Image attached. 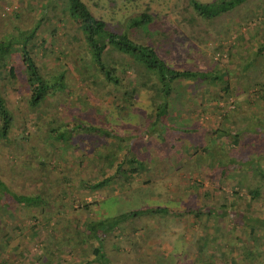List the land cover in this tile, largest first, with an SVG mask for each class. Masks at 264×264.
I'll return each instance as SVG.
<instances>
[{
    "label": "rangeland",
    "instance_id": "obj_1",
    "mask_svg": "<svg viewBox=\"0 0 264 264\" xmlns=\"http://www.w3.org/2000/svg\"><path fill=\"white\" fill-rule=\"evenodd\" d=\"M81 1L92 14L119 32L129 18L146 12L150 22L131 33V38L155 45L158 55L173 68L225 73L229 91L223 92L220 83L179 81L172 84L174 91L168 99L167 117L160 116L156 122L157 95L151 85L142 87L137 79L135 92L130 97L123 95L125 89L129 91L133 86L134 80L130 79L136 76L135 66L123 75L117 71L122 77L118 89L104 84L102 77L95 73L86 48L71 37V34L77 37L78 30L63 14L66 0H0V12L3 9L11 13V16L0 15V38L15 35L17 27L30 26L40 13L49 18L37 30L38 37L45 39L46 44L38 48L35 63L40 74L49 80L62 71L66 84L64 92L51 94L41 109L34 112L27 104L29 90L19 60L13 57L9 62L14 68V78L9 77L7 70L2 73L0 90L12 114L13 125L8 139L0 141V179L10 191L25 194L49 189L52 183L48 197L50 205H55L40 213L36 209L19 208L8 199L13 206L4 217L8 221L6 234H10L6 248L13 249L20 237L33 239L36 242L33 261L58 264L68 259V247L63 252L57 251L60 256L55 258L52 255L57 250L54 238L27 230L34 218L37 222H46L43 219L46 218L48 224L56 219L64 222L76 214L94 220L144 207H165L166 212L129 218L121 224L125 235L118 234L117 230L107 232L103 246L110 260L119 264H140L142 259L143 263L195 264L198 253L205 250L198 249L196 244L201 232L226 235L236 245L249 239L264 243V232L253 231L247 235L244 224H232L229 218L235 217L231 214L225 217L226 227H221L217 217L201 214L197 219L190 212L222 204L228 207L232 203L235 211L264 219V202L251 201L246 192L255 184L256 173L246 171V166H235L228 167L221 178L214 168L216 159L222 160L228 155L234 156L237 162L243 159L248 155L249 146L255 143L252 150L256 154L264 151V137L252 133L248 146L240 147L239 152L229 149L230 137L222 138L218 132L216 138L210 133L214 127L221 126L241 131L243 116L250 119L246 126H251L256 117L264 124L261 110L264 102L257 100V91L264 92V55H252L253 47L264 40V0L249 1L211 20L193 13L188 0ZM248 61L252 65L243 74ZM247 76L257 77L260 82L250 85L246 82ZM223 114L230 121L223 120ZM80 119L112 130L115 136L76 132L69 144L52 143L54 151H50L51 140H45V127ZM181 128L186 132L179 131ZM157 133L162 137L156 136ZM127 148L129 154L144 163V168L133 174L130 181L120 179L117 185L113 182L100 189L83 185L85 178L91 185L107 164L118 159ZM104 154L109 155V160ZM41 161L44 165L38 164ZM19 171L22 175L16 173ZM84 201L88 202L86 209L82 206ZM13 215L17 220H13ZM13 226L19 229L9 232ZM132 226L136 231L131 230ZM63 231L69 233L61 228L59 236ZM239 231L242 234L237 238L235 233ZM59 238L66 242L62 236ZM116 245L122 250L116 251ZM257 248L263 257L255 258L253 264L264 261V246ZM74 259L72 256L67 263Z\"/></svg>",
    "mask_w": 264,
    "mask_h": 264
},
{
    "label": "trees",
    "instance_id": "obj_2",
    "mask_svg": "<svg viewBox=\"0 0 264 264\" xmlns=\"http://www.w3.org/2000/svg\"><path fill=\"white\" fill-rule=\"evenodd\" d=\"M249 1L252 0H210L206 2L188 0V4L191 7L192 12L198 17L211 20L222 14L230 13ZM62 11L64 16L67 17L78 30L77 37H75L74 34H71L72 39H78L81 45L86 48L89 61L95 68V73L102 77L104 84L112 85L113 89L121 88L122 77L117 74V71L119 74L123 75L126 70L131 69V66H135V72L133 74L136 73V76L134 78V75H132L130 79L134 80V82L131 81L133 86L129 91L125 89L123 95L130 97L135 92V80L137 79L142 87L147 85L152 86L157 95L155 111H157L158 116L156 122H158L160 116H164V118L167 117L168 99L171 91H174L172 84H177L179 81L202 82L210 85L220 83L223 92L229 91L228 79H226L227 75L225 73H210L191 69L173 68L167 65L158 55L155 45H146L131 38L129 36L131 33H135L150 22V16L146 12H141L136 16L129 18L125 27L119 32L108 22L104 21L103 18L96 17L92 14L81 0H66L65 6L62 7ZM6 14L11 16L10 12H4L2 9L0 15L5 16ZM48 19L49 18L44 13H40L30 26L28 25L25 28L17 27L15 35H7L0 38V82L4 78L2 73L5 70H7L9 77L14 78V68L9 62L11 58H17L23 67L26 85L29 90L27 104L34 112L41 109L43 101L51 94L64 92L66 90L62 71L49 80L40 74L39 67L35 63L38 48L40 46L44 47L46 44L45 39L38 37L37 30L40 27L41 22ZM252 55L260 57L264 55V40L253 47ZM251 65L252 61L246 62L242 73L245 74V70ZM256 78L257 77L254 79V77L250 78L247 76L246 82H249L248 84L250 85L254 82L259 83L260 79ZM236 81L238 82L237 78ZM257 95V100L264 102V92L260 93V91H257ZM218 108L220 109L221 107L219 106ZM261 110L264 112V105ZM222 119L229 120V117L224 118L223 114ZM248 120L250 119L246 116L242 117L241 121L243 123V129L241 131L224 129L221 126L220 128L214 127L210 133L216 138H218V132L222 134V138L224 136L230 137V143H232V146L229 149H236L241 152L242 148L248 146L252 133L255 132L259 135L261 134V136L264 137L263 122L256 117L251 126H246L245 124H248ZM152 121L151 124H154L155 121ZM47 122V120L44 121V124H47ZM12 125V114L7 108L6 101L0 90V141H6L8 139ZM25 127L26 125L24 128ZM175 130L177 131L179 129ZM153 131L155 132L154 129ZM179 131L186 132L183 128ZM76 132L89 135L98 134L111 137L115 136L112 130H106L100 125H94L87 119H80L77 121L65 120L62 123H58L55 127H45L44 137L45 140H51L48 145L54 147V144L52 143L58 141H61L62 144H69L74 138ZM156 136L162 137L159 133H157ZM22 138L25 139L26 137L24 136ZM208 139H210V137L207 138V141ZM176 144L178 146V143ZM255 144L254 146H249L247 151L248 157L246 156L243 159H238L237 162L234 159V156L228 155L223 157L222 160L220 158L216 159L214 161V168L219 171V176L221 178L224 176V171L228 167L234 168L235 166H246V171H254L257 179L254 180L255 184L252 188H247V196L251 201L261 200L264 202V168H262L264 166L262 165V162L264 161V151L256 154L252 150L256 147ZM52 146L50 151L54 149ZM171 146L172 148L175 147L174 145ZM94 147L95 149H98V146ZM128 152L129 149L127 148L118 159L116 158L115 161L109 162L105 170L96 176V179L91 185H88V179L86 178L84 182H82L83 185H87V187L91 189H100L113 182L117 185L116 181L120 179L124 182L130 181L133 174L144 168V163L142 160L135 158V156ZM104 156L106 160H109L108 154H104ZM98 157L102 158L100 155H98ZM253 162L254 164L251 165ZM38 164L44 165L42 161L38 162ZM16 173L22 175L21 171ZM51 186L54 185L51 183L48 185L49 189H41L38 192L32 191L29 194H25L10 191L7 188V184L0 179V264H41V262L33 261V257L36 255V252L33 249L34 243L36 242L33 239H24L20 237L13 249L6 248L5 242L9 241L10 234L9 236L6 234L8 232L6 231L8 221H5L4 217L9 213L13 206L10 205L11 203L9 204L8 199H11L13 201L12 203L20 206L19 208L27 210L36 209L40 213L50 206H55L50 205L48 197V195H50ZM87 204L88 202H83L82 206L84 209L87 208ZM57 211L59 213L61 212L59 209H57ZM163 212H166L165 207H144L94 220H86L76 214L70 215L69 219H66L64 222L56 219L53 220V223L51 224L50 222L48 224V219L46 218H43L46 222H37L34 218V222L28 225L27 230H33L36 234L47 233L48 235H51L54 238V243H57V250L52 253L57 259L58 256H60L57 251L63 252V250L68 247L66 250V253L69 254L68 259H62L58 264H119L115 260L112 261L107 257L103 246L105 234L109 231L113 232L117 230L118 234L125 235L124 229L121 227V224L124 221L139 214ZM190 212H193V215L197 219L201 214L212 215L213 218L217 217V222L221 227H226L227 221L225 219L231 214L233 217L240 219H230L228 217L232 224H244L247 227L245 230L247 235L253 231L264 232V219L252 217L243 214V212H237L233 208L232 203H230L228 207L222 204L215 208H198L191 210ZM15 218L17 220L18 217L13 215V220ZM3 225L5 226L3 227ZM12 228L9 229V232H14V230L19 229L17 226H13ZM61 228L69 230V233L68 231H63L62 235H60L62 238L66 239V242L59 238ZM131 230L136 231L133 226L131 227ZM235 234L237 238H240L242 232L239 231ZM225 236L220 233L214 235L208 233L205 234L204 232L199 233L196 238L197 247L198 249L205 248V250L200 255L198 253L199 257L194 260L195 264H217L216 262H218V264H253L255 258L259 259L258 257L262 256V254L257 252V246L263 247V241L249 239L244 243L241 242L236 245L233 241L230 242L231 238L227 239ZM1 239H4V243H1ZM209 241H213V243L210 245ZM75 242L82 247L83 252H80L77 249ZM54 250L55 247L52 248V251ZM115 250L119 252L122 249L116 245ZM72 256L75 259L72 262L67 263ZM143 260L144 259H142L140 264H158L150 262L143 263ZM260 263L264 264V261H261ZM49 264L54 263L49 262Z\"/></svg>",
    "mask_w": 264,
    "mask_h": 264
},
{
    "label": "built area",
    "instance_id": "obj_3",
    "mask_svg": "<svg viewBox=\"0 0 264 264\" xmlns=\"http://www.w3.org/2000/svg\"><path fill=\"white\" fill-rule=\"evenodd\" d=\"M5 9L8 10V7H6Z\"/></svg>",
    "mask_w": 264,
    "mask_h": 264
}]
</instances>
